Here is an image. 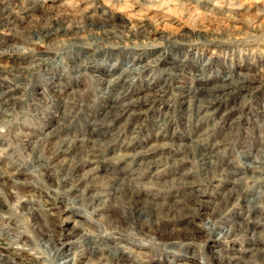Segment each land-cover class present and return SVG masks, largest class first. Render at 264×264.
Listing matches in <instances>:
<instances>
[{"label":"rangeland","instance_id":"obj_1","mask_svg":"<svg viewBox=\"0 0 264 264\" xmlns=\"http://www.w3.org/2000/svg\"><path fill=\"white\" fill-rule=\"evenodd\" d=\"M67 1L0 0V18L15 22L10 30L0 29V91L12 89L0 114V174L16 171L15 178L25 182L28 191L20 195L22 185L0 175L5 179H0V256L12 264H60V253L66 251L65 257L79 264L81 256L97 246L105 248L99 257L105 264H118V255L125 264H217L221 252L228 258L232 244L217 240L219 230L212 228L209 218L231 207L216 206L215 212L204 213L203 204L224 201L233 186L248 195L260 193L257 201H264V0H70V6ZM216 2L219 5L210 11ZM221 4L235 11L225 13ZM122 8L131 15L133 31L121 25ZM67 14L83 21V32L75 28L77 36H63L56 28L51 35L41 30L55 15L61 19ZM89 15L87 21L84 16ZM224 70L258 80L247 79L248 86L240 89L238 79L230 78L234 91L209 105L184 95L196 87L199 76L214 86ZM110 106V117L103 119ZM101 118L98 127L104 133L95 137L97 144H88L94 149L83 147L81 140L95 135L94 120ZM189 124H196L194 130L187 128ZM56 130L64 137L68 134L67 140L76 139L67 145L77 141L84 148L79 157L61 153L59 140L48 136ZM256 154L259 178L250 171ZM66 157L76 164L95 158L103 166L126 159L130 163L125 184L111 191L106 212L112 223L100 217L106 214L104 207L93 202L98 205L95 211L81 193H95L93 181L67 176L60 163ZM148 158L155 164L147 163ZM129 186L155 203L169 204L177 214L135 209ZM25 202L33 206L35 218L24 213ZM136 217L148 225L161 218L158 227L167 233H159L160 239L144 234L133 225ZM251 236L247 244H261L257 264H264V230ZM72 239L74 246H63ZM45 240L61 249L47 246ZM92 255L81 260H97Z\"/></svg>","mask_w":264,"mask_h":264},{"label":"bare ground","instance_id":"obj_2","mask_svg":"<svg viewBox=\"0 0 264 264\" xmlns=\"http://www.w3.org/2000/svg\"><path fill=\"white\" fill-rule=\"evenodd\" d=\"M70 0H68L67 2H65V4H67L68 6H70L71 4H70V2H69ZM151 1H154V0H151ZM156 1V0H155ZM195 1H197V0H195ZM199 1V0H198ZM197 1V3H199ZM63 3V2H62ZM154 3V2H153ZM156 3V2H155ZM184 3V2H183ZM64 4V5H65ZM213 4V3H212ZM217 4V2L216 3H214V5L212 6V10L210 9V11H213V8H216L218 5H216ZM61 5H63V4H61ZM72 5H74V4H72ZM19 6V5H18ZM24 6V5H23ZM197 6V5H196ZM14 7V6H13ZM27 7V6H26ZM61 7H63V6H61ZM73 7V6H72ZM193 7V6H192ZM233 7V6H232ZM231 6H226V7H224V6H222V4L220 5V8H223V9H225L226 11H225V13L227 12L228 14H230L231 12H233V11H235L234 10V8H232ZM25 8V7H24ZM64 8V7H63ZM66 8V7H65ZM189 8V7H188ZM194 8V7H193ZM196 8V7H195ZM204 8V7H203ZM17 9V8H16ZM70 9H72V8H70ZM198 9V8H197ZM20 10V9H19ZM19 10H17V11H19ZM28 10V9H27ZM60 10V9H59ZM64 10V9H63ZM125 10V9H124ZM123 10V8L122 9H120V11L119 12H121V14H120V19L122 20V26H126V25H128V29L130 30V31H133L134 29H135V26H133V22L131 23V18H130V16L131 15H125L124 14V11ZM172 10V9H171ZM189 10V9H188ZM196 10V9H195ZM209 10V9H208ZM220 10V9H219ZM222 10V9H221ZM21 11H23V10H21ZM21 11H19V12H21ZM24 11H26V10H24ZM61 11V10H60ZM68 11V10H67ZM66 11V12H67ZM115 11V10H114ZM202 11H204V10H202ZM206 11V10H205ZM205 11L203 12V16H204V14H205ZM224 11V10H223ZM62 12V11H61ZM69 12V11H68ZM74 12V11H73ZM73 12H72V14H73ZM76 12V11H75ZM80 12H81V10H80ZM83 12H85V11H83ZM111 12H113V11H111ZM116 12V11H115ZM118 12V13H119ZM190 12H191V10H190ZM196 12V11H195ZM207 12H209V11H207ZM2 13H4L3 11H2ZM17 13V12H16ZM49 13H51V12H49ZM64 13V12H63ZM70 13V12H69ZM123 13V14H122ZM192 13H193V11H192ZM198 13V12H197ZM196 13V14H197ZM200 13H201V11H200ZM215 13V12H214ZM53 14V13H52ZM58 14H60V13H58ZM62 14V13H61ZM83 14V13H82ZM85 14V13H84ZM111 14V13H110ZM114 15L116 14V13H113ZM190 14V13H189ZM195 14V15H196ZM199 14V13H198ZM227 14V15H228ZM234 14H235V12H234ZM11 15V14H10ZM9 15V16H10ZM63 15V14H62ZM62 15H61V19H58V18H56L57 16L55 15V17H53V18H51V19H45L47 22H45L43 25H41V30L42 31H45V32H47V35L48 34H50V32H53V30L55 31V29H53V28H56L57 30H56V32L58 31V32H60L61 31V35H63V36H67V35H69V36H77V33H75L74 32V29L75 28H79L80 29V31H84V27H83V25H82V23L81 22H83L82 20H81V22H80V20L78 21V20H76L77 19V17H72V16H70L69 14H67V15H65V16H63L62 17ZM78 15H80V14H78ZM208 15V14H207ZM211 17H212V15L213 14H209ZM221 15V14H220ZM231 15V14H230ZM233 15V14H232ZM8 16V15H7ZM49 16H51V15H49ZM188 16V15H187ZM202 16V15H201ZM205 16H206V14H205ZM17 17V16H16ZM52 17V16H51ZM85 18H86V20L87 19H91V17L92 16H84ZM196 17V16H195ZM208 17V16H207ZM229 17H231V16H229ZM49 18V17H48ZM158 18V17H157ZM192 18H193V16H192ZM200 18V17H199ZM1 19V18H0ZM8 19V18H7ZM114 19V18H113ZM161 19V18H160ZM209 19V18H208ZM6 20V19H5ZM44 20V19H43ZM93 20H95V19H93ZM92 20V21H93ZM102 20V19H101ZM189 20V19H188ZM192 20V19H191ZM198 20V19H197ZM201 20V19H200ZM210 20V19H209ZM88 21V20H87ZM86 21V22H87ZM190 21V20H189ZM195 21V20H194ZM95 22V21H94ZM99 22V21H98ZM111 22V21H110ZM120 22V21H119ZM191 22H193V21H191ZM38 23H40V22H38ZM101 23H102V21H101ZM201 23H202V21H201ZM14 24H15V22H14ZM14 24H12V25H14ZM89 24V23H88ZM91 24V23H90ZM98 24V23H97ZM109 24V23H108ZM11 25V23L9 22V21H4L3 20V18L0 20V29L2 28V29H9L10 30V26H12ZM40 25V24H39ZM96 25V24H95ZM102 25V24H101ZM167 25V24H166ZM196 25V24H195ZM200 25V24H199ZM198 26V25H197ZM93 27H95V26H93ZM106 27V26H105ZM120 27V26H119ZM98 28V27H97ZM96 28V29H97ZM1 31H3V30H1ZM100 31V30H99ZM7 32V31H6ZM2 33V32H1ZM78 33H79V31H78ZM51 35V34H50ZM4 41V40H3ZM176 67V66H175ZM179 67V66H178ZM202 67V66H201ZM128 68V67H127ZM176 69V68H175ZM206 69V68H205ZM132 70V69H131ZM179 71H184V69L183 68H180L179 67V69H178ZM251 72V71H250ZM113 73V72H112ZM247 73V72H246ZM108 74V73H107ZM119 76V75H118ZM199 75H197L196 74V77H198ZM114 77V76H113ZM200 77V76H199ZM199 77H198V84L196 85V87L192 90L191 88V91H189L188 89H187V92H186V94H184L185 96H187V94H189V96L190 95H192L193 97H194V99H195V102H198V104L199 105H209L210 103H212V102H214V101H220V100H222L223 99V97H224V95L227 93V92H229L230 90H232V91H234V88H233V82H231L232 80L230 79V78H237L238 80V82H239V84H240V86H238V88H240V89H244L245 87H247L248 86V83H245L246 81H247V79H250V80H258L257 78H251L252 77V75H251V77L250 76H247V75H244V72H239V73H237V74H235L233 71H230V70H224L223 72H221V75L219 76V77H217L216 79H218V82L214 85V86H212V84H209L208 83V81H203L201 78L199 79ZM102 79V78H101ZM111 80V79H110ZM231 80V81H230ZM125 81H127V80H125ZM248 82V81H247ZM242 83H245L244 85L242 84ZM117 85V84H116ZM210 86V87H209ZM219 88V90L217 91L216 90V88ZM10 88V87H9ZM9 88H6V89H3L2 88V90L0 91V114H2V112H3V107H4V105H6V103H7V99H10V92L12 91V89H9ZM204 88H205V90H204ZM101 89V88H100ZM105 89V88H104ZM108 89V88H107ZM207 89H209L210 90V92H208V91H206ZM206 91V93L208 94V95H206V94H204V91ZM109 92V91H108ZM147 93V92H146ZM110 94V93H109ZM144 96V95H143ZM14 97V96H13ZM191 97V96H190ZM148 98V97H147ZM192 99V98H191ZM115 100V99H114ZM188 101H191V100H188ZM187 101V102H188ZM121 103V102H120ZM122 103H124V102H122ZM188 104V103H187ZM192 104V103H191ZM191 104H188V106L189 105H191ZM111 105V104H110ZM115 104H112V107L114 106ZM117 105V104H116ZM194 105V104H193ZM118 106V105H117ZM123 105H121V107H122ZM192 106V105H191ZM190 106V107H191ZM118 107H120V106H118ZM120 107V108H121ZM196 107V106H195ZM198 107V106H197ZM207 108V107H206ZM114 109V108H113ZM188 109V108H187ZM191 109V108H190ZM111 110H112V108H111V106H110V108H108L107 110H105V112H103V114H102V118L103 119H107V118H109L110 116V113H111ZM197 110H198V108H197ZM207 109H205V111H206ZM125 110H123V112H124ZM113 112H117L116 110H114ZM112 112V113H113ZM185 112V111H184ZM194 114H195V112H194ZM201 115H202V113H201ZM200 115V116H201ZM109 116V117H108ZM123 117V116H122ZM100 119V120H94V126H93V129H95V135L92 137V136H85L86 138H83L82 140H81V142L83 143V147L84 146H87V147H89V143L91 144L92 142H93V145H94V142L96 143V141H95V137H97V136H100L101 137V135H102V132H103V130H101L99 127H98V125L101 123V121L103 120V119ZM116 118V117H115ZM113 119H114V117H113ZM117 119V118H116ZM201 120H202V118H201ZM110 121V120H109ZM108 121V122H109ZM194 121V120H193ZM70 122V121H69ZM73 122V121H72ZM188 122H189V120H188ZM200 122V121H199ZM202 122V121H201ZM204 122V121H203ZM65 123V122H64ZM104 123V122H103ZM112 123V122H111ZM187 123V122H186ZM190 123H191V121H190ZM102 124V123H101ZM107 124V123H106ZM115 125V124H114ZM186 125V124H185ZM203 125V124H202ZM112 126V125H111ZM110 126V127H111ZM199 126H201V125H199ZM101 127V126H100ZM196 127V124H189V125H187V128H190V130L191 129H193L194 130V128ZM247 128V127H246ZM103 129V128H102ZM200 129V128H199ZM55 130V129H54ZM62 130H56V131H53V132H50V133H48V136H52V137H54V138H57V140H59L58 141V143H60L61 145H60V147H61V149H60V151H61V153H63V152H66V153H70V155H72L73 156V158L74 159H76L77 157H79V155L81 154V152H82V150L84 149H80V147H81V145H80V147H78V144H77V141H75L74 142V144L73 145H71L72 144V142L74 141V140H76V139H73V140H67L66 138V136L68 135H66L65 137H64V135H62L63 133L61 132ZM93 131V130H92ZM105 132H106V130H105ZM193 132V131H192ZM67 133H68V131H67ZM104 133V132H103ZM108 133V132H107ZM199 133V132H198ZM111 136V135H110ZM185 136V135H184ZM187 136V135H186ZM196 136H198V134H197V132H196ZM191 137V136H190ZM51 138V137H50ZM74 138V137H73ZM181 138V137H180ZM194 138H195V136H194ZM39 139V138H38ZM72 139V138H71ZM102 139V138H101ZM186 139V138H185ZM67 140V141H66ZM99 140V139H98ZM103 140V139H102ZM108 140V139H107ZM106 140V141H107ZM111 140H112V138H111ZM54 141H55V139H54ZM110 141V140H109ZM191 141H194V140H191ZM199 141H201V139L199 140ZM71 142V146H69V145H67V143L69 144ZM98 142V141H97ZM101 142V141H100ZM103 142H104V140H103ZM182 142V141H181ZM195 142H197L196 140H195ZM202 142V141H201ZM200 142V143H201ZM191 143V142H190ZM199 143V142H198ZM97 144V143H96ZM99 144V143H98ZM205 144V143H204ZM100 145V144H99ZM200 145V144H199ZM190 146V145H189ZM194 146V145H193ZM214 146V145H213ZM55 147V146H54ZM54 147H53V149H54ZM86 147V148H87ZM194 147H196V146H194ZM90 148H93L94 149V147L91 145L90 147H89V149ZM96 148V147H95ZM98 148H100L99 146H98ZM98 148H96V149H98ZM190 148H191V146H190ZM213 148V147H212ZM52 149V150H53ZM57 149H58V147H57ZM102 149V148H101ZM151 149H153V148H151ZM196 149V151H197V148H195ZM207 149V148H206ZM50 150V149H49ZM48 150V151H49ZM51 150V151H52ZM59 150V149H58ZM92 150V149H91ZM100 150V149H99ZM104 150V149H103ZM102 150V151H103ZM148 150V149H147ZM146 150V151H147ZM41 151V150H40ZM45 151V150H44ZM47 151V152H48ZM86 151H88V149L86 150ZM190 151V150H189ZM43 152V151H42ZM46 152V151H45ZM57 152V151H56ZM139 152V151H138ZM145 152V151H144ZM93 153V152H92ZM96 153V152H95ZM125 153V152H124ZM130 153V152H129ZM135 153V152H134ZM132 154V156L133 155H135L136 153H137V151H136V153L135 154ZM202 153V152H201ZM56 154H60V153H55V155ZM64 154V153H63ZM97 154V153H96ZM106 154V153H105ZM126 154H128L127 152H126ZM140 154H141V151H140ZM196 154V153H195ZM249 154V153H248ZM251 154V153H250ZM84 155H86V153L84 154ZM88 155H90L89 153H88ZM92 155V154H91ZM197 155V154H196ZM203 155V154H202ZM258 154H256V157H254V159H253V162H252V167H250V171H252V174H255V178L256 177H258L259 178V176H260V170L259 169H257L258 167H257V165H259V160H258V156H257ZM40 156H41V154H40ZM54 156V155H53ZM93 156V155H92ZM97 157L99 156L98 154L96 155ZM112 156V155H111ZM123 156V155H122ZM124 156H125V154H124ZM158 156V155H157ZM168 156V155H167ZM193 156H194V152H193ZM255 156V155H254ZM101 157V156H100ZM114 157V156H113ZM129 157V156H128ZM49 158V157H48ZM81 158V157H80ZM85 158V157H84ZM93 158V157H92ZM91 158V159H92ZM114 158H117V156L116 157H114ZM121 158H123V157H121ZM196 158H198V157H196ZM209 157H205L204 159H208ZM54 159V158H53ZM72 159V158H71ZM87 159V158H86ZM89 159V158H88ZM105 159V158H104ZM104 159H103V161H104ZM106 159L107 160H111V158H107L106 157ZM105 159V160H106ZM126 159V158H125ZM201 159V158H200ZM214 159V158H213ZM260 159V158H259ZM40 160V159H39ZM49 160V159H48ZM60 160V159H59ZM118 160V159H117ZM209 160V159H208ZM70 159L68 158L67 159V157H66V159H64V160H62L60 163H62V162H64L62 165H64L62 168L63 169H65V170H67V176L69 175V176H73L74 178H76V180L77 181H80V182H84L85 180H87V178H89V180L92 182L93 181V188L95 189L94 191H95V193H93V194H91V192L88 190V189H84V190H87V191H81V193H85L88 197L87 198H89V200L91 201V203L94 205V203L93 202H97L100 206H102L101 208H103L104 207V211L106 212V210L108 209V208H110L111 206L110 205H108V203L110 202V200H111V191L112 190H115V189H118L123 183L125 184V181H124V178H125V176L130 172V170H127L128 169V167H129V165H130V163H128V161H127V159L126 160H124V161H120V162H118L116 165H105V166H103V163H102V160H99L98 161V159L97 158H95V159H93V160H91L90 162H83V161H81V163L80 164H76V163H78V162H76V163H70ZM79 162H80V160H78ZM119 161V160H118ZM202 161V160H201ZM214 161V160H213ZM99 162V163H98ZM130 162V161H129ZM141 162V161H140ZM140 162H139V164H140ZM151 163V164H155V162H153V160H150L149 158H148V161H147V163ZM88 163L89 164H92V163H95V165L94 166H91V167H89L86 171H83V166H85V165H88ZM107 163V162H106ZM112 163H113V161H112ZM111 163V164H112ZM115 163V162H114ZM210 163V162H209ZM143 164V163H142ZM203 164V163H202ZM254 164H256L255 166H254ZM4 165V164H3ZM150 165V164H149ZM141 166H143V165H141ZM144 166H146V164L144 165ZM147 166H148V164H147ZM210 166V165H209ZM216 166V165H215ZM137 167H139L138 165H137ZM137 167H135L134 169L136 170V168ZM150 167V166H149ZM156 167V166H155ZM217 167H219V166H217ZM222 167V166H221ZM259 167H260V165H259ZM2 168V167H1ZM9 168V167H8ZM141 168V167H140ZM144 168V167H143ZM146 168V167H145ZM144 168V169H145ZM210 168V167H209ZM220 168V167H219ZM225 168V167H224ZM6 169V168H5ZM133 169V168H132ZM213 171L215 170V169H213V168H211ZM218 169V168H217ZM223 169V168H222ZM13 170V169H12ZM138 170V169H137ZM226 170V169H225ZM230 170V169H229ZM5 171V170H4ZM7 171V170H6ZM139 171H140V169H139ZM208 171V170H207ZM226 171H228V169L226 170ZM225 171V172H226ZM16 172V171H15ZM14 171L13 172H5L4 174H0V175H3V176H5V177H8L9 179L8 180H10V179H12V181H16V182H19V184L20 185H22V188H20L19 189V192H20V195H23V194H27L28 193V191H27V189H26V185H25V182H22V180L21 179H19V178H15V175H16V173H15ZM82 172H84V174L82 173ZM210 172H211V170H210ZM215 172V171H214ZM214 172H212L211 173V175L212 174H214ZM230 172V171H229ZM228 172V173H229ZM1 173V172H0ZM136 173V172H135ZM143 173V172H142ZM224 172H222V174H223ZM137 174V173H136ZM141 174V173H140ZM112 175H115V178L114 179H111L110 178V176H112ZM138 175V174H137ZM218 175V174H217ZM219 175H220V173H219ZM224 175V174H223ZM222 175V176H223ZM249 175H251L250 173H249ZM1 177L0 176V179L2 178V180H5V179H3L4 177ZM65 176V175H64ZM66 176V177H67ZM139 176V175H138ZM221 176V175H220ZM254 176V175H253ZM133 177V176H132ZM213 177V176H212ZM218 177V176H217ZM250 177H252V176H250ZM263 177V176H262ZM261 177V178H262ZM63 178V177H62ZM71 177H69V179H70ZM113 178V177H112ZM224 178V177H223ZM223 178L221 179V180H223ZM254 178V179H255ZM65 180H66V178H64ZM214 179H215V177H214ZM220 179V178H219ZM73 180V178L71 179V181ZM133 180H135V179H133ZM221 180H219V181H221ZM228 180V179H227ZM70 181V180H69ZM229 181H231L230 179H229ZM228 181V182H229ZM256 181V180H255ZM257 181H259V180H257ZM6 182H7V180H6ZM135 182V181H134ZM138 182V181H137ZM136 182V183H137ZM226 182V181H225ZM2 183H4V181L2 182ZM75 183V182H74ZM127 183V182H126ZM129 183H131V182H129ZM224 183V182H223ZM254 183V182H253ZM6 184V183H5ZM4 184V185H5ZM76 184V183H75ZM220 184V183H219ZM252 184V183H251ZM255 184V183H254ZM3 185V184H2ZM133 185V184H132ZM217 185V184H216ZM227 185V184H226ZM76 186H77V184H76ZM76 186H75V188H76ZM123 186V185H122ZM121 186V187H122ZM128 186V185H127ZM133 186H135V185H133ZM133 186H129V189L128 190H130V192H131V197H133V200H134V205H135V209H138V210H140V211H142L143 212V210L145 209V208H147V209H150V210H152V211H159L158 213H162V215H164V213H167L168 215H172V214H174V212H175V210H174V208L172 207V206H170L169 204H167L166 203V205H167V207H165V203H155L151 198H148L146 195H140V194H138L135 190L137 189H134V187ZM231 186V185H230ZM67 187V186H66ZM71 187H73V186H71ZM85 187H87V186H85ZM215 187V186H214ZM220 187H222L221 185H220ZM235 186H233V189L231 190V191H228L227 193H225V191H226V189H225V191H224V193L226 194V197H224L225 198V200L224 201H222L221 199L220 200H216L217 199V197L215 198V202H213L212 203V201L211 202H209V203H206V204H203V210H204V213H206V212H209V210H213L214 211V209L216 208V206H223L224 208L226 207V205L227 206H230L231 207V209H229L228 207H226V208H228L229 210H227V209H225L221 214H219V215H217V214H215V215H212L211 216V218H209V221H210V224H211V226H212V228H216V229H218L219 230V236H218V239L217 240H221V239H224V240H227L229 243H231L232 244V255L231 256H229L228 258H227V256H224V255H222V252H221V254H218V256L216 257L217 258V264H257V262L260 260V256H259V253H260V250H263L262 249V247H261V244L259 245V243L257 242L256 244L255 243H253V244H250L249 243V245L247 244L248 242V240H251V238H250V233L252 232V233H254L251 237H255V236H257V234H259L262 230H264V201L262 202V203H259L258 201H257V196L256 195H259V194H249L248 195V192L247 191H242V192H240V190H238L237 188V190L234 188ZM244 187H246V186H244ZM217 188V187H216ZM239 188V187H238ZM241 188V187H240ZM260 189V188H259ZM83 190V189H82ZM246 190V189H245ZM253 190H254V188H253ZM258 190V189H257ZM257 190H255V192L257 191ZM75 191H76V189H75ZM124 191H126V190H124ZM249 191V190H248ZM252 191V190H251ZM260 191V190H259ZM262 191V190H261ZM139 192V191H138ZM213 192V191H212ZM211 192V193H212ZM79 193V192H78ZM77 193V194H78ZM90 193V194H89ZM80 194V193H79ZM78 194V195H79ZM84 194V195H85ZM115 194V193H114ZM113 194V195H114ZM220 194V193H219ZM223 194V193H222ZM221 194V196H223ZM216 195V194H215ZM261 195H263L264 196V191H263V193H261ZM111 196V197H110ZM220 196V195H219ZM262 196V197H263ZM130 197V198H131ZM259 197H260V195H259ZM86 198V197H85ZM127 198V197H126ZM129 198V197H128ZM264 198V197H263ZM207 200V199H206ZM209 200V199H208ZM88 201V200H87ZM89 202V201H88ZM208 202V201H207ZM127 204H128V202H126ZM130 203V202H129ZM133 204V203H132ZM212 204H213V206H212ZM97 205V204H96ZM96 205H94V206H92L93 207V209H95V208H97V206ZM22 208H23V210H24V213L27 215V216H30V217H34L35 218V216H36V214H35V210H34V208H33V206L30 204V203H23L22 205ZM134 207V206H133ZM101 208H99V209H101ZM142 208H144L143 210H142ZM213 208V209H212ZM102 210V209H101ZM222 210H223V208H222ZM95 211H96V209H95ZM111 211V210H110ZM133 211H135V210H133ZM132 212V211H131ZM150 212V211H149ZM148 212V213H149ZM164 212V213H163ZM201 212V211H200ZM215 212V211H214ZM221 212V211H220ZM134 213V212H133ZM140 213V212H139ZM176 213V212H175ZM142 214V213H141ZM151 214V213H150ZM177 214V213H176ZM96 215H98V218L100 219V217L102 218H107L106 219V221H108V219H109V221H110V223H112V220H110V218H111V216H110V214H108L107 212H106V214L105 213H103L100 217H99V215H100V213H96ZM140 215V214H139ZM153 215V214H152ZM209 216V215H208ZM97 217V216H96ZM141 217V216H140ZM149 217V216H148ZM137 218V217H136ZM145 218H147V217H145ZM164 218V217H163ZM255 218L256 219H258L259 218V220H258V222H256L255 221ZM31 219V218H30ZM113 219V218H112ZM135 219V218H134ZM252 219H253V221H252ZM97 220V219H96ZM159 220H161V218H158V217H156L155 219H154V221H152L149 225L148 224H146V223H144V221L143 222H140L139 221V218H137L135 221H134V226H137V227H139V230H141V232H143L144 234H148V233H152L153 234V237L155 238V239H160L159 237H158V234L159 233H162V232H165V233H167V230H163L162 228H160V227H158V221ZM104 221V220H103ZM108 221V222H109ZM96 222H98V221H96ZM160 222V221H159ZM100 223V222H99ZM104 224H107V223H104ZM128 224V223H127ZM101 225H103V224H101ZM104 226V225H103ZM105 227V226H104ZM110 227V226H109ZM72 229V228H71ZM109 229V228H108ZM231 229H235V232L234 233H232L231 232ZM85 231H87V230H85ZM114 231V230H113ZM89 232V231H88ZM115 232V231H114ZM53 235V234H52ZM84 237H85V239H88V240H90L89 238H88V235L89 234H87V233H85L84 232ZM48 236V235H47ZM114 236H115V234H114ZM117 236V235H116ZM168 236H170V235H168ZM53 237H54V235H53ZM46 238V237H45ZM52 238V237H51ZM83 238V237H82ZM82 238H80V239H82ZM171 238V237H170ZM44 239V238H43ZM111 239V238H110ZM83 241H84V238L82 239ZM162 240V239H161ZM240 240L242 241L241 243H240ZM53 241V240H52ZM82 241V242H83ZM110 241V240H109ZM116 241V240H115ZM54 242V241H53ZM79 242V241H78ZM90 242V241H89ZM45 243L47 244V246H50V247H52V248H54V249H61V247L60 248H58L56 245H55V243H53V244H50V242L48 241V240H45ZM63 243V246H66V247H68V248H70V247H72V246H74L75 245V243H76V240H69V241H66V242H62ZM252 243V242H251ZM262 243V242H261ZM83 244V243H82ZM82 246V245H81ZM86 247H88V246H86ZM90 247V246H89ZM107 247H109L108 245H107ZM112 247V246H111ZM85 248V247H84ZM113 248V247H112ZM118 248V247H117ZM81 249H83V248H81ZM80 249V250H81ZM96 249V250H95ZM93 248V247H91L90 248V252H89V254L87 253V254H83V256H81V259H83V257L84 256H89V257H91L90 255H92V251H93V255L92 256H94V257H96L97 258V260H95V261H92V260H89V261H87V262H85L84 260H81V259H79L78 260V263L79 264H105V262L103 263L101 260L102 259H100L99 257H100V255H102L104 252H105V248L103 249V248H100V247H97L96 246V248ZM114 249V248H113ZM67 250H69V249H67ZM79 250V251H80ZM88 250V249H87ZM121 250V249H120ZM125 250V249H124ZM73 251V250H72ZM85 251V250H84ZM59 252V251H58ZM81 252V251H80ZM83 252V251H82ZM107 252H109V251H107ZM114 252V251H113ZM116 253V252H115ZM122 253V252H121ZM127 253V252H126ZM218 253H219V251H218ZM58 254V253H57ZM114 254V253H113ZM112 254V255H113ZM65 255H66V251H64V252H61L60 253V256H59V258L61 259L60 260V264H76L75 263V261H74V259H70V258H67V257H65ZM125 255V254H124ZM114 256V255H113ZM123 256V255H122ZM124 257V256H123ZM88 258V257H87ZM121 257L118 255L117 256V262H118V264H125V263H123L122 261H121V259H120ZM93 259V258H92ZM115 259V258H114ZM0 261L2 262V264H12V263H7V261H5L3 258H2V256H0ZM0 262V263H1ZM116 264V263H115Z\"/></svg>","mask_w":264,"mask_h":264}]
</instances>
